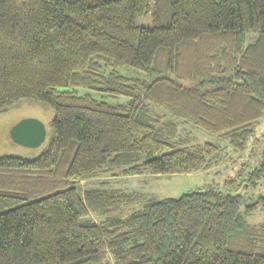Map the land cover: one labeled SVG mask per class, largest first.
<instances>
[{
  "label": "trees",
  "instance_id": "trees-1",
  "mask_svg": "<svg viewBox=\"0 0 264 264\" xmlns=\"http://www.w3.org/2000/svg\"><path fill=\"white\" fill-rule=\"evenodd\" d=\"M22 101L51 109V135L36 157L0 156V264H264L237 249L264 228L245 221L264 192L242 209L213 188L83 187L208 169L221 148L195 131L245 149L264 114V0H0V113ZM246 180L264 190V148Z\"/></svg>",
  "mask_w": 264,
  "mask_h": 264
},
{
  "label": "rangeland",
  "instance_id": "rangeland-1",
  "mask_svg": "<svg viewBox=\"0 0 264 264\" xmlns=\"http://www.w3.org/2000/svg\"><path fill=\"white\" fill-rule=\"evenodd\" d=\"M159 21L154 19L152 12L135 19L137 26H154ZM251 34L246 35V42L251 39ZM121 74L143 81L144 74L140 71L124 67L118 70ZM32 118L40 121L46 130L44 141L37 147H25L11 141L9 129L21 119ZM53 112L39 103L22 101L16 107L0 113V156H18L33 158L39 155L48 145L51 135V120ZM193 140L200 143L210 142L221 148L220 160L213 163L208 169L180 175H153L142 173L138 175L123 174L118 170L115 175H105L93 181H88L84 188L113 189L124 192H134L154 195L157 198H177L184 193L213 188L228 194H238L241 198V208L257 200L264 192L259 181L255 186L248 185L247 173L261 159L264 148V114L254 125L253 132L243 151H235L227 146L225 141L215 135L205 132H193ZM187 138V136H186ZM192 138L188 137V141ZM176 146L175 148H177ZM78 189L80 185H76ZM139 205L125 207L120 216H127L132 211L139 209ZM249 226H260L264 222V212L258 207L252 215L245 217ZM256 240L238 246V251L260 253L264 251V228L259 229ZM264 253V252H263Z\"/></svg>",
  "mask_w": 264,
  "mask_h": 264
},
{
  "label": "water",
  "instance_id": "water-1",
  "mask_svg": "<svg viewBox=\"0 0 264 264\" xmlns=\"http://www.w3.org/2000/svg\"><path fill=\"white\" fill-rule=\"evenodd\" d=\"M8 135L11 141L18 145L37 147L44 141L46 130L40 121L25 118L13 125L9 129Z\"/></svg>",
  "mask_w": 264,
  "mask_h": 264
}]
</instances>
